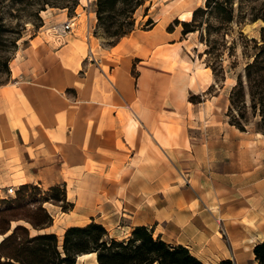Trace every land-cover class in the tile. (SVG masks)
<instances>
[{
	"label": "crops",
	"instance_id": "0c3cea01",
	"mask_svg": "<svg viewBox=\"0 0 264 264\" xmlns=\"http://www.w3.org/2000/svg\"><path fill=\"white\" fill-rule=\"evenodd\" d=\"M199 4L152 0L142 16L139 7L136 23L153 25L95 47L99 67L72 34L59 46L32 37L16 50L10 82L0 84V188L63 183L72 203H47L53 220L40 232L94 221L124 239L143 225L203 264H257L264 136L226 126L219 93L186 100L200 86L189 38L167 29ZM78 258L97 264L95 253Z\"/></svg>",
	"mask_w": 264,
	"mask_h": 264
},
{
	"label": "trees",
	"instance_id": "16d2710c",
	"mask_svg": "<svg viewBox=\"0 0 264 264\" xmlns=\"http://www.w3.org/2000/svg\"><path fill=\"white\" fill-rule=\"evenodd\" d=\"M60 1L62 0H39L37 4L42 6L38 9L43 10L45 4L59 6ZM145 2L146 0L96 1V26L105 37L112 39L110 46H114L134 29L135 11ZM233 12L232 0H204V7H196L189 20L181 21V32L185 35L198 30L206 22H197L200 13L230 22ZM257 18L259 17L253 20ZM150 23L151 27L153 22L148 19L146 24ZM173 28L171 23L167 26L169 31ZM261 38V44L254 40L252 59L244 66L243 73L237 76L230 91L228 112L230 124L245 131L247 92L249 108L253 116H258L255 129L264 135L263 34ZM1 63L8 69L7 59ZM193 97L190 98L191 102H200L193 100ZM234 110L236 115L232 114ZM45 202L60 205L63 211L72 207V203L66 199L63 183L51 185L47 189L34 183H24L16 187L13 196H0V264H77L78 256L88 253L96 254L97 264H203L188 247L168 243L160 235H154L151 228L143 225L133 227L130 235L121 240L110 237L105 227L94 221L83 226H69L65 229L60 244L55 233L40 232L50 226L53 220L43 206ZM21 222L28 224L36 233L31 234L30 228ZM253 252L257 264H264V240L254 245ZM219 264H231V261L222 260Z\"/></svg>",
	"mask_w": 264,
	"mask_h": 264
},
{
	"label": "rangeland",
	"instance_id": "374dc122",
	"mask_svg": "<svg viewBox=\"0 0 264 264\" xmlns=\"http://www.w3.org/2000/svg\"><path fill=\"white\" fill-rule=\"evenodd\" d=\"M38 1L39 0H0V84L10 82V61L14 58L17 49L27 45L29 39L32 37H37L39 41L43 40L48 44L57 46V44L48 41L49 38L43 31L49 25L62 22L66 20L67 17L73 16L75 12L80 13L81 16L76 19L78 24L72 35L85 41L84 13L81 9V5L85 0H76L74 2L62 0L59 6L45 4L44 7H42L44 8L43 10L38 9L42 6L37 4ZM96 1L97 0L90 1L92 10L96 9ZM232 1L234 12L230 22L220 21V19L214 15L200 13L197 16V22H206L194 32H188L185 35L181 32V36H187V38H189V41H187V48L190 49L186 50L191 59L195 61L193 80L194 84H196L197 80L200 85L186 92V100L191 102L190 98L194 96L193 100H200L201 103L206 99L211 100V97L219 93L218 103L219 105H224L223 114L221 115L224 118L226 126L230 124V113L228 112L230 91L236 83L237 76L243 73L244 66L252 59V55L254 54V40L258 44H261L262 34L264 35V32H262V27L264 26V20L262 19L264 17V0ZM151 2L152 0H146V2L140 6L139 16L148 12ZM199 6L204 7V0H200ZM152 11L153 13L157 12L158 8L152 9ZM256 17L259 18L253 20V18ZM139 18L137 23L135 18L134 29H148L151 23L148 25L146 24L147 20L145 21L142 17ZM190 18L191 13L186 14L181 12L178 17L172 20L171 25L174 28L177 26L182 30L181 21L189 20ZM175 20L178 21L176 22ZM152 22L154 23L153 20ZM206 24H209V26L206 27ZM91 40L92 48L95 51V47L99 45L109 47L112 39L105 37L99 28L95 32L94 38ZM193 44H196L198 48L194 47L192 49L191 47ZM4 59H7L8 69L2 66L1 61ZM132 73L134 74V71H132ZM177 99H180L179 92L177 93ZM198 103L199 102H196L194 104ZM246 103L248 109L247 122H245L246 130L244 132L254 133L257 132L255 129V122L258 116H253L249 108L250 102L247 92ZM232 114L236 115L237 113L234 110ZM184 127H188L186 123H184ZM177 128L179 129L180 125H178ZM41 188L47 189V187L43 186ZM3 190L5 192V188ZM5 196L9 197L10 195H3V197ZM47 203L50 202L43 203L46 209V206H48ZM21 223L30 228L31 234L36 233L28 224L24 222ZM63 233L61 234L59 231V235L56 234L60 244ZM108 235L110 236L109 233ZM116 239L121 240L120 238ZM89 260L88 258L84 260L78 258L77 264H87Z\"/></svg>",
	"mask_w": 264,
	"mask_h": 264
},
{
	"label": "built area",
	"instance_id": "2783aa9c",
	"mask_svg": "<svg viewBox=\"0 0 264 264\" xmlns=\"http://www.w3.org/2000/svg\"><path fill=\"white\" fill-rule=\"evenodd\" d=\"M82 12L84 13V37L85 42L87 44V54L85 59L89 62H92L97 67H99L100 59L95 57V51L92 48V38L95 36V32L97 30L96 26V15L95 10L91 9L90 1H86L81 5ZM81 16L80 13L75 12L73 16L67 17L66 20L62 22H57L49 25L45 28L43 33L48 36V41L57 44V46L62 45L65 42L66 37L69 34H74L75 28L77 26L76 19ZM15 187L10 185L5 188V192L0 188V196L10 195L13 196L15 194Z\"/></svg>",
	"mask_w": 264,
	"mask_h": 264
},
{
	"label": "bare ground",
	"instance_id": "6f19581e",
	"mask_svg": "<svg viewBox=\"0 0 264 264\" xmlns=\"http://www.w3.org/2000/svg\"><path fill=\"white\" fill-rule=\"evenodd\" d=\"M87 1H88V0H87ZM85 2H86V0H85ZM85 2H84V3H85ZM84 3H83V4H84ZM82 17H83V16H82Z\"/></svg>",
	"mask_w": 264,
	"mask_h": 264
}]
</instances>
